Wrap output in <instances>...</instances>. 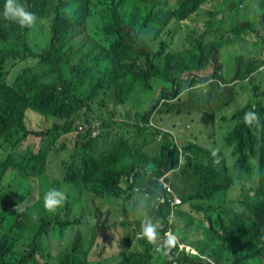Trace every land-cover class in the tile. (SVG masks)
<instances>
[{"label": "trees", "instance_id": "1", "mask_svg": "<svg viewBox=\"0 0 264 264\" xmlns=\"http://www.w3.org/2000/svg\"><path fill=\"white\" fill-rule=\"evenodd\" d=\"M209 1L19 0L37 17L34 26L21 27L4 17L6 0H0V264H42L41 259L50 254L58 255L57 263L47 259L53 264H94V251L100 245L97 230L106 226L105 217L114 207L95 203L81 207L76 217L63 219L62 207L69 200L49 211L43 199L48 190H61L62 182L87 185L102 199L119 200L126 206L146 196L155 209L156 215H151L162 225L161 238L172 206L168 200L157 198L169 197L160 179L169 172L167 178L183 202L205 214L200 223L203 240L190 244L205 257L182 253V263L215 264L214 259L217 264H264V92L259 93V87L253 85L264 68V58L241 54L233 63L234 69L227 70L223 59L227 36L217 22L218 12H205L203 31L185 23L204 12L203 6ZM226 2L225 8L235 9L246 1ZM250 4H258L252 14L263 26L264 0ZM94 21L100 28H92L88 46L77 43L76 38ZM40 30L49 33L45 43ZM229 31L240 40L248 35L257 37L264 55V26L258 28L248 18L234 23ZM181 33H185L183 40L176 38ZM106 36L111 38L110 44L105 43ZM28 59L36 63L21 66L10 78L11 68ZM65 66H70L69 76ZM238 81L252 84L254 96L262 99L248 102L232 117L234 125L226 145L233 150L237 175L222 150L193 143L178 146L170 133L158 142L159 132L170 131L154 122L152 127V119L157 114H181L172 103L188 101L190 97L178 100L183 92L197 86H232ZM159 85L161 93L153 107L135 119L131 126L135 135L129 141L117 136L109 143L107 132L93 136L96 128L91 116L97 109L112 107L110 116L114 117L118 107L127 105L140 92L154 96ZM28 111L45 117V129L29 128ZM249 111L258 115V125L244 122ZM203 117L205 124L218 120L215 112ZM80 126L84 131H78ZM143 134L150 136V143L136 145L137 136ZM31 135L41 138L39 150L24 148ZM214 141L208 137L209 145ZM181 151L187 155L183 165ZM66 152L67 159L60 157ZM131 158L134 162H127ZM180 170L182 175L177 176ZM49 175L56 177V184L43 189L41 197L34 194L26 200L17 187H12L20 179L30 183L34 177ZM131 175L134 181L130 178L124 184ZM243 176L250 185L240 183L243 198L235 209L237 200H229L227 195ZM6 187L11 194L2 196ZM121 196H129V200L124 202ZM85 209L92 219L82 212ZM58 226L63 232L68 228L76 231L72 246L64 242L65 249L59 250L53 242L50 231ZM121 226L124 232L119 249L123 253L115 264H170L172 253L157 257L156 244L139 237L137 216L123 217ZM44 235L48 237L46 243ZM83 240H89V245Z\"/></svg>", "mask_w": 264, "mask_h": 264}, {"label": "rangeland", "instance_id": "2", "mask_svg": "<svg viewBox=\"0 0 264 264\" xmlns=\"http://www.w3.org/2000/svg\"><path fill=\"white\" fill-rule=\"evenodd\" d=\"M245 1V3L240 4L239 8L232 9L230 7L225 8V5L227 3L226 0H211L203 6L204 12L194 16L193 18L185 22L187 25L190 26V28L200 29L201 31H203L204 21L206 19L205 12H218L217 22L220 26H222L225 31V35L227 36L225 39V44L223 45V59L225 61L227 70L229 68L234 69L233 63L235 65L237 57H239L241 54L250 57H258L260 59L264 58V55L261 51V44L259 43L257 37L248 35L245 37L244 40H240L234 35V33H231L229 31L230 29H232L234 23L239 20H244L248 18L256 25V27L262 28L264 26L260 24L259 18H256L252 14V10L256 9L258 4L251 5L250 3L252 2V0ZM94 26L100 28L97 21L92 22L90 29L87 30L86 33L78 36L76 38V42L83 43L88 46V41H90L89 34ZM48 36L49 33L47 31L40 30V37L43 43L47 41ZM184 36L185 33H181L178 34L176 38L183 40ZM110 42L111 38L106 36L105 43L110 44ZM226 43L229 45H227ZM34 63H36V61L30 60L21 65H16L15 67L11 68L9 77L13 79V77L19 71L21 66L32 65ZM259 72L260 73L257 76L256 81L253 85L258 86L259 93H262L264 92V68L261 69ZM65 74L67 76L70 75V66H65ZM226 78L230 79V77H228L227 72ZM253 85L247 82L242 83L241 81H238L232 86H225L223 84H215L214 86L206 85L204 87L197 86L195 89H189L183 92L178 97V100H181V98L190 97L188 101L180 103V101L176 100V102L174 101L172 103L176 104L179 109L182 110L181 114H157L155 118L152 119V122H154L158 127L162 126L161 128H169L167 130L173 133L176 144L178 146L193 143L199 144L206 148L214 147L217 152L222 150L229 160L232 173L234 175H237V170L235 168L236 160L233 155V150L226 145V136L233 128L234 122L232 121V117L234 116V114L248 102L256 101L259 98L262 99L261 97L254 96V92L252 90ZM161 91L162 87H160L159 85L154 96L152 95V92H140V94L134 97V99L131 102L127 103V105L118 107L115 110L114 117L110 116V111L113 110L112 107H110V109H97L96 113L92 114L91 116L92 121L94 123V127L100 133H109V143L114 142L117 136H120L123 141H129V138L135 135L134 130L131 127L132 125L136 124L135 119L138 118L140 114L142 115L143 113H145L146 110H149L153 107L154 102L156 98H158ZM262 100L264 104V99ZM210 112H215L218 118L215 124H205V122L202 120L204 118V114ZM223 117L226 119L223 120ZM28 124L30 129L42 130L45 129L46 119L42 115H39L32 111H28ZM103 124H107L109 127L104 128L102 127ZM256 124H259V120L258 122H256ZM85 125L87 127L89 126L87 123H85ZM160 135L161 133L159 132L158 142L162 143L163 139H160ZM208 137L215 138V141L212 145H209ZM137 138L138 141L136 145H138V143H140V145H144L145 142L148 141V143H150L151 141V138L148 134L137 136ZM40 145L41 138L31 135L28 138V142L24 144V148L26 149L27 147L31 146L32 148H36L37 150H39ZM0 152H2V150H0ZM134 154H137V150L134 151ZM60 157H63V159H67L69 157V153H61ZM186 157V153H183L181 151L179 160L182 165L185 162ZM59 161L62 160L59 159ZM127 162H134V159H127ZM54 165H57V163H55ZM60 166L67 167L66 163L61 164ZM170 173L171 172L166 173L162 178L168 177ZM177 173V176L182 175L181 170ZM243 177L244 178H240L237 180V186L232 188L227 195L229 200H237V207H234L235 209L238 208L239 202L243 198L241 188L242 185H240V183H243L245 186L250 185V183L246 180V176ZM55 179L56 177L54 178L52 175H49L44 178L34 177L30 183H26L23 179H20L13 182L12 187H17L19 191L26 196V200H30L34 196V194L38 192V183L45 180L46 184H51L55 183ZM5 180V182H7V179ZM166 180L171 183L169 181V178H167ZM60 187L61 190L66 193V196L69 199V202H67L62 207L61 217L63 219H72L76 217L77 210H81V207H89V202L86 200V198L81 195H77L78 187L75 184L62 182ZM173 192L177 194L174 188ZM6 194H11L9 187H6L4 189L2 196H5ZM172 199L173 197L169 198L167 196L157 198V200L161 202H165L166 200H168L171 203V206ZM1 202L2 198H0V207ZM153 202H155V199ZM96 205H98V203H96ZM22 206L23 203L20 205V207ZM104 207L108 208L109 206L105 204ZM82 212L88 215V211L86 209ZM203 215L205 214L202 210L197 211L193 209V207H191L188 203L183 202V205L179 207L177 214V223L175 230L176 236L182 242L187 243L189 245L196 242L197 240H203V234L200 226V223L203 222ZM88 219H92V217L88 215ZM123 230L124 229L121 226V221L118 225L110 224L108 226V229H106V227L98 228L97 231L99 232V236L96 241H99L100 245H98L97 249L94 251V264H115L117 263V261L120 260L123 250L119 249V241L123 237ZM50 237L52 238L54 243L58 244L59 250H62L65 249V247L62 246V243L64 242H69L71 246L73 245L74 240L76 238V231L73 228H68L63 232L58 226L54 227L50 231ZM47 240L48 237H45L44 235V243H46ZM162 240L163 238L158 239L155 242L156 247L154 251L157 257L165 256L166 251L162 253V251L157 249L158 246L161 244ZM135 241L137 242V240ZM83 242H85L86 245H89V240H83ZM99 253H101L102 256H100ZM47 259L57 263L58 255L50 254V256H46L44 260L42 258V264H53ZM212 261L217 264L214 259H212Z\"/></svg>", "mask_w": 264, "mask_h": 264}, {"label": "clouds", "instance_id": "3", "mask_svg": "<svg viewBox=\"0 0 264 264\" xmlns=\"http://www.w3.org/2000/svg\"><path fill=\"white\" fill-rule=\"evenodd\" d=\"M4 17L17 22L21 27H32L37 20L35 13L29 11L19 0H6ZM243 119L246 124H252L253 122H258L259 117L255 112L249 111L245 113ZM213 156H215V152H213ZM124 184H126V179ZM43 199L44 206L49 211H55L65 200H69L64 191L55 188L48 190ZM135 215L140 219L141 235L146 238L149 243H155L160 238L159 229L162 228V225L150 214L147 202L143 205L139 203L136 205ZM177 243L178 237L176 235L171 233L166 234L164 238L165 255L171 252V250L176 247ZM262 246L264 247V244Z\"/></svg>", "mask_w": 264, "mask_h": 264}, {"label": "built area", "instance_id": "4", "mask_svg": "<svg viewBox=\"0 0 264 264\" xmlns=\"http://www.w3.org/2000/svg\"><path fill=\"white\" fill-rule=\"evenodd\" d=\"M151 126L152 127H155V124L152 122L151 123ZM78 131H84V127L80 126L78 128ZM172 134L171 132H164L160 135V139H164V137L168 134ZM100 132L98 130H95L93 132V135L94 137H97L99 136ZM173 138H174V142L176 144V141H175V137L173 135ZM177 145V144H176ZM131 178V181L133 182L134 181V175H131V177H129V179L126 178V181L127 180H130ZM167 177L165 178H162L161 181L163 183V186L165 187V189L168 190L169 192V198L170 197H173L172 199V209H171V213L170 215L168 216V222H167V226H166V232L165 234L160 238L162 240L161 244L158 246V250L162 251V253H164L166 251L165 247H164V238L166 237V234H175V230H174V226L176 224V217H177V212L179 210V207L183 204V199L180 195L176 194L173 192V188H172V185L171 183H169L167 180ZM161 199V198H160ZM139 237H142V235H139ZM169 253H172V258H171V261L169 262L170 264H189L188 262H184L182 263V253H186L187 255H198V257H202L204 258L205 256H201L199 255L191 245L187 244V243H184L182 242L179 238H178V243L176 245V248H173L171 250V252ZM212 263V262H211Z\"/></svg>", "mask_w": 264, "mask_h": 264}, {"label": "crops", "instance_id": "5", "mask_svg": "<svg viewBox=\"0 0 264 264\" xmlns=\"http://www.w3.org/2000/svg\"><path fill=\"white\" fill-rule=\"evenodd\" d=\"M144 154H147V152L144 151ZM63 177L64 176H62V178ZM160 179H162V177ZM55 184H56V182L51 183V184H46V183H41V182L38 183V192L36 194L39 197H41L43 189L48 190V189L54 187ZM75 185L78 187V194L77 195H81V196L85 197L86 200L89 202V205H93L95 203H98V204L99 203H105L107 205H112L114 207L109 212L108 216L105 217L106 218V226H105L106 229H108V226L110 224L118 225L119 222L121 221V218H123V217H126V218H129L130 216L135 217L136 216L135 215V209H136V205L138 203L143 205L145 202H147V206L150 210V214H155V209H154V207H152V205H149L148 198H146V196H143L142 200L140 202H138L137 204H133L131 202V203H129V206H126L125 204L122 205L121 201H119V200H117L115 203V202H109V201L102 199L100 196L95 195L93 193V190L87 185H77V184H75ZM121 197H122V200L124 202L129 200V196H121ZM137 199L139 200V197ZM123 207H127V209H124ZM130 207H133V209L130 210L129 209ZM95 220H96V218H95ZM123 232H124V230H123ZM135 246L136 247L138 246L136 241H135Z\"/></svg>", "mask_w": 264, "mask_h": 264}]
</instances>
